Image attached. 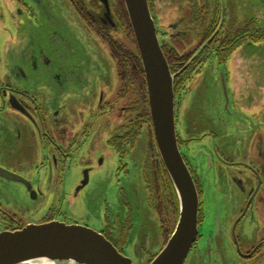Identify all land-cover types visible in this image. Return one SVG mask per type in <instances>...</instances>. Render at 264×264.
<instances>
[{
	"label": "flooded vegetation",
	"instance_id": "1",
	"mask_svg": "<svg viewBox=\"0 0 264 264\" xmlns=\"http://www.w3.org/2000/svg\"><path fill=\"white\" fill-rule=\"evenodd\" d=\"M116 1L0 0V232L80 225L135 264L130 251L166 245L179 204ZM148 3L177 76L178 147L199 193L184 264H264V0ZM80 20L109 58L72 26ZM207 193L220 218L213 246ZM141 206L147 220L136 226ZM139 231L146 239L135 242Z\"/></svg>",
	"mask_w": 264,
	"mask_h": 264
},
{
	"label": "water",
	"instance_id": "2",
	"mask_svg": "<svg viewBox=\"0 0 264 264\" xmlns=\"http://www.w3.org/2000/svg\"><path fill=\"white\" fill-rule=\"evenodd\" d=\"M141 56L158 150L178 197L179 219L171 238L150 264H184L199 230V193L179 151L176 130L175 78L161 48L148 0H123ZM210 234L218 225L217 203L206 194ZM216 224V225H215ZM0 264H133L99 232L55 222L0 232Z\"/></svg>",
	"mask_w": 264,
	"mask_h": 264
},
{
	"label": "rangeland",
	"instance_id": "3",
	"mask_svg": "<svg viewBox=\"0 0 264 264\" xmlns=\"http://www.w3.org/2000/svg\"><path fill=\"white\" fill-rule=\"evenodd\" d=\"M45 1H50V2H52L53 4H55V5H57V0H45ZM62 1V0H61ZM50 2H48V3H50ZM63 3H65V2H63ZM65 9H67V7L65 8ZM59 10H61L60 8H59ZM69 10H70V12L71 13H73V11H72V8L69 6ZM62 11L64 12V9L62 8ZM60 14H62V12L60 11ZM74 14V13H73ZM181 15H178V14H176V12H171L169 15H168V17L167 18H169L170 17V19L172 20V19H174V20H176V19H178L179 17H180ZM60 17H61V15H60ZM64 18V17H63ZM73 20H75L74 18H73ZM62 21L64 22V24L65 25H67V22L64 20V19H62ZM73 27H75V29H76V31L78 32V33H80V34H83L82 36L85 38L84 39V41H85V43L86 44H91V45H93L95 48H97V49H99V52L101 53V54H103V55H106V57H108L109 58V50H108V48L104 45V44H102V42L99 40V39H97L96 37H93L87 30H86V28L84 27V24L82 23V21L80 20V22L78 21H74V24L72 25ZM63 29H64V32L66 31V29L67 28H69L68 27V25L67 26H65V27H62ZM146 207L144 208V207H140V209L138 210V212L140 213V217H141V219H139L138 221L135 219V224H136V226L139 224V225H143V223L147 220V212H146ZM148 216H149V213H148ZM135 235H137V237L134 239V241L135 242H139V241H141L142 239H146V236H144V232H142V231H139L138 233H136ZM151 236V235H150ZM151 239H152V237H151ZM153 248L151 247L150 249H148L147 251H139V253H137V252H135V251H130L129 252V255L132 257V259L135 261L134 263L135 264H149V260H151L150 258H151V256L152 255H154V254H156V255H158L160 252H161V250H152Z\"/></svg>",
	"mask_w": 264,
	"mask_h": 264
},
{
	"label": "trees",
	"instance_id": "4",
	"mask_svg": "<svg viewBox=\"0 0 264 264\" xmlns=\"http://www.w3.org/2000/svg\"><path fill=\"white\" fill-rule=\"evenodd\" d=\"M115 4H116V9L119 7L120 14H121V17L125 21V25H127L129 27L130 25H129L128 15L126 14L125 4H124L123 0H117ZM130 28H131V26H130ZM131 35H132V31H131ZM132 37L134 38V35H132ZM164 54H167V52L165 51ZM174 85H175V83H174Z\"/></svg>",
	"mask_w": 264,
	"mask_h": 264
}]
</instances>
